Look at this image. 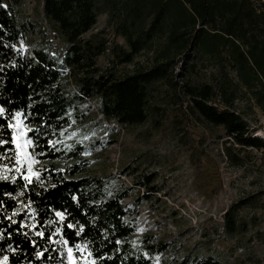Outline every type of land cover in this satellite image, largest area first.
<instances>
[{"label": "trees", "instance_id": "1", "mask_svg": "<svg viewBox=\"0 0 264 264\" xmlns=\"http://www.w3.org/2000/svg\"><path fill=\"white\" fill-rule=\"evenodd\" d=\"M18 1L0 0V264H66L65 247L77 257L86 251L93 264H154L153 253L167 246L149 244L147 254L133 247L135 228L122 202L128 192L110 195L103 178L80 174L86 161L78 160L75 150L56 149L52 143L68 125L77 100L98 99L102 117L121 126L143 123L150 85L169 80L176 57L188 48L214 55L227 47L239 84L264 111V3L43 0L45 17L67 44L58 60L43 50L25 54L18 47L29 30L13 12ZM100 14L127 48L108 46L104 30L84 37ZM109 50L113 66L102 71L97 59ZM142 51L153 52L152 66L116 74V66L131 63ZM70 80L75 93L66 88ZM225 87L186 85L190 107L223 128L230 142L226 150L233 145L264 150V140L230 109L233 99ZM216 98L224 107L212 102ZM17 114L30 127L32 151L45 165L37 176L29 177L16 160L11 125ZM238 207L224 214L228 233L236 229ZM191 264L221 263L207 258Z\"/></svg>", "mask_w": 264, "mask_h": 264}, {"label": "rangeland", "instance_id": "2", "mask_svg": "<svg viewBox=\"0 0 264 264\" xmlns=\"http://www.w3.org/2000/svg\"><path fill=\"white\" fill-rule=\"evenodd\" d=\"M12 6L18 21L29 26L18 47L25 54L43 50L60 60L67 44L45 17L43 0H19ZM106 21L100 14L84 37L104 30L108 46L127 48ZM228 50L219 47L208 55L188 48L176 57L173 76L150 85L148 117L140 124L121 126L102 117L98 99L77 100L68 125L52 143L56 149L75 150L78 160L86 161L80 174L103 178L110 195L128 192L122 202L130 211L126 220L135 228L133 247L147 254L149 244L167 246L153 253L154 264L207 258L221 264H264V150L236 145L226 150L230 142L223 128L198 116L186 92V85L217 89L225 84L233 99L230 109L247 120L251 134L264 140V111L239 84ZM153 56L142 51L131 63L116 66V74L148 68ZM113 59L109 50L97 66L105 71ZM66 88L76 92L72 80ZM212 102L224 107L219 98ZM11 127L19 166L29 177L37 176L45 165L32 151L30 127L19 114ZM237 205L238 223L228 233L224 214ZM80 251L84 253L77 257L65 247L66 264H93Z\"/></svg>", "mask_w": 264, "mask_h": 264}, {"label": "snow or ice", "instance_id": "3", "mask_svg": "<svg viewBox=\"0 0 264 264\" xmlns=\"http://www.w3.org/2000/svg\"><path fill=\"white\" fill-rule=\"evenodd\" d=\"M0 111H2V110H0ZM69 251H71V250H69ZM5 259H7V258H5Z\"/></svg>", "mask_w": 264, "mask_h": 264}]
</instances>
